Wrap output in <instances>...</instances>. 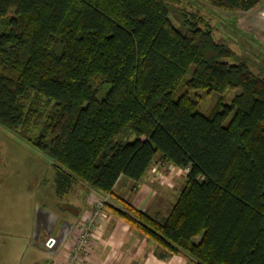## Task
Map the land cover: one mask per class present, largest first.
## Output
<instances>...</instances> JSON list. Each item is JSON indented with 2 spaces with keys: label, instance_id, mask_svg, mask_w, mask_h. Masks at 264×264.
Listing matches in <instances>:
<instances>
[{
  "label": "trees",
  "instance_id": "16d2710c",
  "mask_svg": "<svg viewBox=\"0 0 264 264\" xmlns=\"http://www.w3.org/2000/svg\"><path fill=\"white\" fill-rule=\"evenodd\" d=\"M260 1L207 0L235 12ZM199 92L219 95L208 116ZM0 128L51 162L59 188L110 195L157 162L188 169L163 219L108 207L186 264H264V80L198 13L168 0H0Z\"/></svg>",
  "mask_w": 264,
  "mask_h": 264
},
{
  "label": "crops",
  "instance_id": "0c3cea01",
  "mask_svg": "<svg viewBox=\"0 0 264 264\" xmlns=\"http://www.w3.org/2000/svg\"><path fill=\"white\" fill-rule=\"evenodd\" d=\"M236 13L240 14V24L248 32L264 39V16H262L264 0L251 10L236 11ZM160 165L162 164L157 162L151 166L136 184L123 177L119 178L110 194V206L119 208L118 201L123 200L135 209L155 217L160 208L167 205L171 207L183 186L184 176L171 171L169 176H166L162 173L163 169L159 168ZM157 174H161V179H156ZM173 177H180L178 180L180 187L174 189L165 187L167 185L171 188L172 184L169 180ZM53 180L55 184L53 190H49V194L40 193L39 201L33 200L30 206V226L26 235L28 245L42 249L45 264L65 259L82 215L91 209L89 197L96 193L82 183L59 188L55 172ZM156 180L160 181L159 186L154 183ZM14 197L22 199L25 195L9 194V192L0 195V198L6 199L8 204ZM49 238L55 239L57 243L51 250L45 247V242ZM31 255H35V250ZM36 262V257L31 256L27 264ZM87 264H186V262L180 256L168 255L164 249L117 218L111 208L107 207L102 241L94 245Z\"/></svg>",
  "mask_w": 264,
  "mask_h": 264
},
{
  "label": "rangeland",
  "instance_id": "374dc122",
  "mask_svg": "<svg viewBox=\"0 0 264 264\" xmlns=\"http://www.w3.org/2000/svg\"><path fill=\"white\" fill-rule=\"evenodd\" d=\"M168 1L174 9L198 13L212 30L214 40L227 45L234 52L236 61L245 62L253 74L264 80V39L248 32L240 24V14L228 9L213 8L208 5L207 0ZM170 20L180 29L179 23L172 15ZM229 62L235 63L233 60ZM107 90L108 86L105 85L96 99H102ZM235 94V91L227 90L223 94V103L229 104ZM190 98L197 103V112L208 116L219 95L199 92L190 93ZM171 168L172 166L165 168L162 166V173L169 176ZM53 178L54 168L48 159L0 128V195L7 192L25 195L22 199L12 198L10 204L6 199L0 198V264H27L31 256L37 259L34 264H45L42 249L28 245L26 235L30 226V206L33 200L39 201L40 193L49 194V190H53L55 185ZM179 178H171L169 180L172 184L171 188L167 185L165 187L179 188ZM154 183L159 186L160 181L156 180ZM118 205L120 207L119 203ZM169 209L170 205L160 208L156 217L163 219ZM34 250L35 255H31Z\"/></svg>",
  "mask_w": 264,
  "mask_h": 264
},
{
  "label": "built area",
  "instance_id": "2783aa9c",
  "mask_svg": "<svg viewBox=\"0 0 264 264\" xmlns=\"http://www.w3.org/2000/svg\"><path fill=\"white\" fill-rule=\"evenodd\" d=\"M162 166L160 165L159 168ZM170 171L185 176L188 169L183 171L172 167ZM157 178L161 179V174H157ZM89 203L91 209L82 215L65 259L51 264H87L92 256L94 245L102 241L103 225L106 208L110 205V195L94 193L89 197ZM56 244L55 239L49 238L45 242V247L51 250Z\"/></svg>",
  "mask_w": 264,
  "mask_h": 264
}]
</instances>
